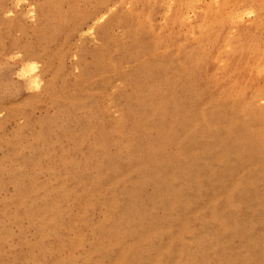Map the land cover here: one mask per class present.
Listing matches in <instances>:
<instances>
[{
  "label": "bare ground",
  "instance_id": "1",
  "mask_svg": "<svg viewBox=\"0 0 264 264\" xmlns=\"http://www.w3.org/2000/svg\"><path fill=\"white\" fill-rule=\"evenodd\" d=\"M116 1L124 10L101 31L106 47L91 53L92 60L85 67L84 77L75 79L73 85L85 92L93 84L106 86L107 90L114 76L122 78L131 91L116 98L122 111L117 122L125 124L129 120L140 127L138 144L133 140L135 134L122 135L112 127V122L117 123L113 119L89 115L81 102L67 104L66 98L58 94L59 104L54 116H63L64 128L53 129V117L46 122L41 134L10 144L11 148L18 147L19 154L27 144L31 145L35 159L28 164L32 171L24 179L25 176L20 175L25 173V164L8 158L5 165L0 164V183L2 177H8L19 191L18 204L26 199V193L30 194L33 202L29 209L37 220L33 228L36 227L34 234L39 241L51 236L59 238L58 222L62 221L63 214L68 212L67 216L75 217L78 212L68 201L55 204V190L60 184V179L56 178L83 173L84 178L92 181L93 171L87 160L78 165L71 161L69 152H53L43 144L52 143L50 136L54 133L60 134L64 142L78 141L85 132L82 124L86 122L97 127L90 137L91 149L95 148V137L106 138L97 154L88 161H104V168L108 169L119 159L129 157V167L137 168L142 179L128 184L125 193L119 194L121 205L115 210L117 223L112 227L113 234L108 242L94 247L97 255L109 260L108 264H120L122 255L128 264H153L155 254L162 255L161 264H264V106L259 105L264 100V22L259 32L244 34L238 30L230 34V26L239 15L234 10L225 11L232 10L233 3L240 0H212L193 23L188 22L186 12L196 0H176L175 5H169L171 0H136V5L132 3L134 6H129L133 0H94L92 10L86 8L84 0H45L43 24L27 28V37L41 45L46 32V39L62 44L64 38L99 17ZM247 1L254 7L264 6V0ZM167 7L174 9V15L160 25L155 15ZM222 12L225 16L219 19ZM115 24L123 30L122 39L112 33ZM183 27L188 32H182ZM3 49L0 54L4 53ZM218 52L221 62H216ZM49 59L55 57L49 55ZM125 62L136 65L128 75L120 73ZM21 69L23 74H28L26 83L36 84L32 77L36 67L22 64ZM104 97L102 91L94 94L98 109L105 106ZM147 120L152 122V130L144 127ZM176 144L182 149L178 156L171 153V147ZM188 145L192 147L185 150ZM157 152L163 157L156 158ZM46 156L53 158L45 164L42 160ZM41 173L45 174L43 179L39 178ZM112 174L116 184L122 175ZM145 184L155 188L149 206L139 199ZM227 184L236 186L229 190ZM196 193L203 194L211 204L221 206L226 205L228 197L234 193L237 205L224 221L210 206L212 215L207 220L197 218L200 222L206 221L205 227L193 234L190 247L185 239L188 221L185 213L191 196ZM133 197L137 199L132 200ZM157 208L164 210L162 219L156 216ZM12 216L15 220L29 218ZM178 219V230L171 228ZM237 226L244 229L243 245L240 244L243 252L233 250L230 243ZM122 234L127 235L120 244L116 239ZM5 251L0 254L4 255ZM62 260L64 264H82L73 258Z\"/></svg>",
  "mask_w": 264,
  "mask_h": 264
},
{
  "label": "rangeland",
  "instance_id": "2",
  "mask_svg": "<svg viewBox=\"0 0 264 264\" xmlns=\"http://www.w3.org/2000/svg\"><path fill=\"white\" fill-rule=\"evenodd\" d=\"M135 1L129 2V6H134L132 4L133 2L137 4ZM221 1L225 2L226 0ZM84 2L88 10L93 9L94 0H84ZM211 2L212 0H196L195 3L197 4L194 3L186 12L188 22L193 23L198 19L203 14L204 8L209 6ZM175 4L176 0L169 2V5ZM44 5L45 0H0V49L4 48V53L0 54V164L5 165L7 159L11 157L16 162H22L25 164V173L22 172L20 176H25L24 179L29 176L26 174L32 171V166L28 164L29 161L35 159L32 147L30 144H27L23 153L19 154L18 147L13 146L11 148L9 145H13L14 142H19L24 138H30L33 134H41L40 131L44 129L46 122L50 121L53 117L52 128L55 130H62L64 128L63 116H54L56 114V106L59 104L58 94L66 98L64 100L67 104L73 101H77L76 103L81 102L87 109L89 115H101L103 119H106L105 117L107 116L117 122L122 117V111L116 98L121 94L131 91V87L122 78H116V76H114L115 78L113 77L114 79L112 78L107 90L106 86L101 87L100 85L93 84L89 86V91L85 92L81 87L73 85L75 79L84 77L85 67L92 60L91 53L99 52L106 47L101 31L114 22L121 14V11L124 10L119 2L116 1L109 4L107 9L101 13V18L99 16L91 19V21L81 25L74 34L66 38L63 37L64 43L59 44L53 40L46 39L45 32V40H43L41 45H36L33 40L27 37V28H33L43 24L44 17L42 12ZM233 5L232 10L225 12L234 10L239 15V19L232 23L233 27L230 26V34H235L238 30L244 34L259 32L262 27L261 24L264 22V6L254 7L247 0L234 2ZM238 5L241 6L239 7ZM225 12H222L218 18L223 19ZM173 15L174 9L172 8L160 9L155 15V21L163 25L164 21L172 18ZM16 24H19L17 28H15ZM176 30H179L178 27H176ZM122 31L116 24L112 27V33L121 39ZM181 31L188 32L186 27H183ZM49 55L54 56L55 59H49ZM219 55V52L215 55L216 62L222 61V57L221 55L219 57ZM22 64H32L36 67L35 72H33L34 74L32 73L36 84L26 83L28 74H23L21 71ZM64 67L65 69H63ZM135 68V64L125 62L121 65L120 73L128 75ZM54 70L58 72H54ZM131 82L134 83V79H131ZM101 91L105 92L104 98L106 104L103 108L98 109L94 101V94H101ZM261 101L259 105L264 106V100ZM112 127L117 128L122 135H127L128 133L135 134L133 140L135 144H138V137L140 136L141 130L139 126H135L134 122L131 123L129 120L125 124H121L120 122L114 124L112 122ZM144 127L147 130H152V122L147 120ZM82 128L85 129L83 136L74 143L64 142L60 134L54 133L50 136L52 143H49V145L48 143L43 144L45 148H51L53 152H69L72 156L71 161H74L78 165L82 164L84 160H87L89 169L93 171L92 181L84 178L83 173L78 176H73L70 173L56 178L60 179V184L58 185L59 188L55 190L57 198L54 201L55 204L60 201H64L65 203L68 201V203H72L76 207L78 212L75 217H71V215L67 216L68 212L65 215L63 214L62 221L58 222L61 228L59 238L51 236L41 241L36 238L34 234L36 227H33L37 223V220L32 214V209H29V206L33 202L29 197L30 194L26 193V199L18 204L16 200L19 193L18 189L8 180V177L1 178L0 252L3 249L6 251L4 255L0 254V264H27V262L29 264H64V260L62 259L67 258H73L77 263L82 262V264L109 263L108 259H102L96 254L94 247L98 243L108 242L113 234L112 227L117 223L115 210L119 209L121 205L119 194L121 193L122 195L125 193V187L128 184L137 183L142 179L137 168L129 167V157L119 159V161L108 169L104 168V161L102 163L89 162L97 154L98 147L104 143L103 140L106 138L102 137L98 140V137H95V148L91 149L89 147L90 137L96 131L97 127L85 122L82 124ZM147 130H144V132H152ZM191 147L192 145H188L184 149L189 150ZM13 151H16V154H13ZM171 153L174 156L181 155L182 149L180 145H173L171 147ZM155 157L161 158L163 155L157 152ZM52 158L48 159L46 156L42 162L46 164ZM112 173L122 175V178H119L116 184L113 182ZM43 177H45V174L41 173L39 178L43 179ZM241 178H243L242 182L244 184V174ZM121 181H123L122 185L119 184ZM260 182H263V180ZM233 186L232 184H227L226 187L232 190L236 185ZM154 195L155 188L151 184H145L139 199L142 200L144 205L149 206L150 200ZM230 198H232V201L228 200ZM134 199H137V197L132 198V200ZM228 199L227 204L221 206L211 204L201 193H196L191 196V204L185 213V216L188 217L187 225L185 224V239L189 241L188 244L190 247L193 246L191 242L193 234L195 232H201L202 228L205 227L204 224L206 221L200 222L197 218L200 217L207 220L212 215L209 211L210 206L214 207L215 214L222 221L230 217L228 213L232 211L231 208L234 205H237L236 195L233 193ZM124 202L128 203L129 200H124ZM163 211V209H159L156 212V216L159 219L165 216ZM13 214L24 217L29 216V218L15 220L12 216ZM179 221L178 219L175 226L171 228L178 230ZM209 229L214 230V228ZM243 230L242 227L237 226L230 236L231 247L235 251L243 252V246L240 245H243L241 240ZM127 231L128 229H125V232ZM126 235L122 234L116 240L119 243H123ZM7 255L9 259H7ZM161 257L162 255L158 256L155 254L154 260H156L153 264H161ZM120 264H128L126 257L123 255Z\"/></svg>",
  "mask_w": 264,
  "mask_h": 264
}]
</instances>
